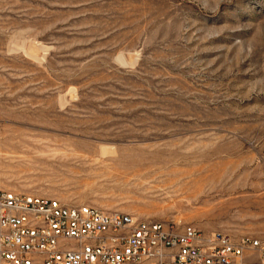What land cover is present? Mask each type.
Here are the masks:
<instances>
[{
	"label": "rangeland",
	"instance_id": "rangeland-1",
	"mask_svg": "<svg viewBox=\"0 0 264 264\" xmlns=\"http://www.w3.org/2000/svg\"><path fill=\"white\" fill-rule=\"evenodd\" d=\"M0 191L264 242V0H0Z\"/></svg>",
	"mask_w": 264,
	"mask_h": 264
},
{
	"label": "built area",
	"instance_id": "built-area-1",
	"mask_svg": "<svg viewBox=\"0 0 264 264\" xmlns=\"http://www.w3.org/2000/svg\"><path fill=\"white\" fill-rule=\"evenodd\" d=\"M0 264H264V242L0 191Z\"/></svg>",
	"mask_w": 264,
	"mask_h": 264
}]
</instances>
